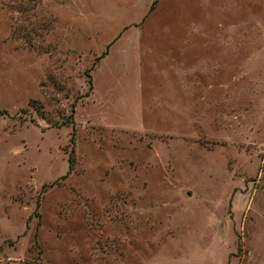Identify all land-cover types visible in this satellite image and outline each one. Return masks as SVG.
Listing matches in <instances>:
<instances>
[{
    "label": "rangeland",
    "instance_id": "obj_1",
    "mask_svg": "<svg viewBox=\"0 0 264 264\" xmlns=\"http://www.w3.org/2000/svg\"><path fill=\"white\" fill-rule=\"evenodd\" d=\"M0 264H264V0H0Z\"/></svg>",
    "mask_w": 264,
    "mask_h": 264
},
{
    "label": "trees",
    "instance_id": "obj_2",
    "mask_svg": "<svg viewBox=\"0 0 264 264\" xmlns=\"http://www.w3.org/2000/svg\"><path fill=\"white\" fill-rule=\"evenodd\" d=\"M87 78H88V83H90L89 74H87ZM71 111H72V109H71ZM66 119L68 121H70V123H71L72 122V114L70 113L68 116H66ZM63 123H66V122H63ZM72 144H73V133L71 134V137H70V149H69V152L67 154L68 169H67L66 174L69 173V171L72 167V163H73V145Z\"/></svg>",
    "mask_w": 264,
    "mask_h": 264
}]
</instances>
